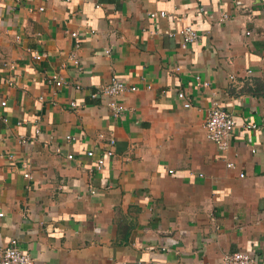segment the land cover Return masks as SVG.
Masks as SVG:
<instances>
[{"label":"crops","instance_id":"1","mask_svg":"<svg viewBox=\"0 0 264 264\" xmlns=\"http://www.w3.org/2000/svg\"><path fill=\"white\" fill-rule=\"evenodd\" d=\"M112 77L137 87L117 117L92 97ZM214 103L235 122L225 149ZM0 212V252L32 264H264V0H0Z\"/></svg>","mask_w":264,"mask_h":264},{"label":"built area","instance_id":"2","mask_svg":"<svg viewBox=\"0 0 264 264\" xmlns=\"http://www.w3.org/2000/svg\"><path fill=\"white\" fill-rule=\"evenodd\" d=\"M166 12L159 11V12H151V17L156 16H165ZM228 19V14L223 12L218 17V22H224ZM246 33H250L247 31ZM176 34L180 37L181 42L183 45L193 43L197 41L200 37V33L194 29L191 25H184L180 27ZM70 36L73 38L74 42V48L79 47L80 45V39L77 31H71ZM43 56L41 53L34 54V59H40ZM72 61L74 64H79V61L77 58L72 55ZM11 68H14L15 65L13 63L10 64ZM47 83L49 85H53L54 87H60L64 84V80L60 75L53 74L49 76L47 79ZM195 82L197 85H208L207 82L201 81L200 77L198 75L195 76ZM11 84V82L9 81ZM136 86H130L127 85L124 81L112 77L108 83H105L98 87V89L92 94V97H96L98 95L108 96L111 97V100L109 101V107L112 110L113 116L117 117L122 112V107L117 104V102L114 100V97L122 92L125 91H133L136 90ZM177 97L179 99L183 100V106L189 107L191 105L190 98L187 97V95L183 91H177L176 92ZM2 105H5V101L1 102ZM72 106H75L76 103L74 101L71 102ZM235 122L232 117V115L226 111L225 109L221 108L217 103H214L212 107L210 108L206 121H205V129H206V137L210 140H212L219 149H225L229 145V137L231 135V132L234 128ZM248 128L251 126H247ZM67 139L71 138L69 135L66 136ZM99 139L104 138V135L102 133H99L98 135ZM23 142L26 141L25 138L22 139ZM108 143L110 146L114 145L115 140L113 138H109ZM87 156L93 157L94 151L88 150L86 152ZM113 150L111 147L106 148L103 153L95 158L96 167L98 169L101 168V166L104 164L106 157L112 156ZM72 155H68V158H71ZM227 166H232V163H228ZM172 172V170H170ZM24 177H30V174L28 172L23 173ZM94 192V191H92ZM2 213L0 212V216ZM33 259L28 253L22 252L12 241L9 245L5 246L1 252H0V264H32ZM206 264V263H201ZM223 264H258V261L252 255L251 253H248L246 251H234L232 253H229L224 256Z\"/></svg>","mask_w":264,"mask_h":264}]
</instances>
